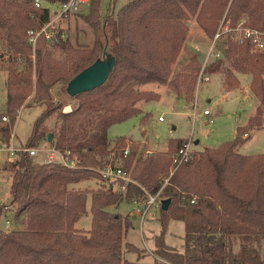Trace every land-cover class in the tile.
<instances>
[{
    "label": "trees",
    "instance_id": "obj_1",
    "mask_svg": "<svg viewBox=\"0 0 264 264\" xmlns=\"http://www.w3.org/2000/svg\"><path fill=\"white\" fill-rule=\"evenodd\" d=\"M34 1H8V20L0 9V38L15 53L6 89L7 113L15 121L35 91V98L46 108L35 120L26 148L53 134L52 144L70 152L78 164L75 168L40 164L27 154L11 164L13 218L21 220L22 228H0V264H264V155L238 151L248 131L262 125V106L246 127L239 128L236 139L199 152L170 177L169 163L137 158L134 148L123 158L125 138L116 139L112 147L108 137L113 125L142 113L141 102L161 99L157 92L141 90L144 85H166L178 99L193 102L202 71L197 54L187 51V63L180 72L172 71L186 49L190 16L212 39L226 23L235 27L245 21L246 26L264 32V0H133L115 16L105 17L101 0H91L87 22L95 33L94 49L100 55L106 50L116 63L103 86L75 97L79 105L70 113H63V104L53 103L52 87L60 82L68 85L101 57H88L92 52L88 46L75 49L62 42L56 46L66 50L68 58L57 69L47 60L45 39L40 38L33 49L28 32L40 30L52 17L51 9L38 8ZM48 1L60 5L69 0ZM220 46L223 58L214 60L204 74L223 75L228 91L240 87L239 75H250V89L263 105L264 50H254L250 43L239 45L229 37ZM19 63L26 65L25 72H17ZM57 111L59 124L52 131L46 121ZM0 134L9 138L8 129H0ZM184 143L177 141V150ZM119 159L133 180L126 193L105 185L98 172ZM159 174L169 179L164 187ZM92 180L102 181L103 187H76ZM162 188V201L170 200V207L160 209L163 229L154 239L153 262L142 263L141 250L125 242L132 221L110 209L144 191L156 194ZM89 198L92 226L84 231L76 224L88 215ZM172 219L184 224L181 250L165 241ZM131 253L138 255L135 261L126 258Z\"/></svg>",
    "mask_w": 264,
    "mask_h": 264
},
{
    "label": "rangeland",
    "instance_id": "obj_2",
    "mask_svg": "<svg viewBox=\"0 0 264 264\" xmlns=\"http://www.w3.org/2000/svg\"><path fill=\"white\" fill-rule=\"evenodd\" d=\"M10 0H0V9L5 20L10 18L11 12L7 10V2ZM38 0L34 1L36 4ZM44 7H50L53 12L57 10V4H50L48 0H39ZM99 1V0H97ZM133 0H101V16H115L117 11ZM90 13V5L80 9V11L70 14L67 18L59 23V26L68 33V46L82 49L88 46L93 54L100 55L94 49L95 33L87 22ZM189 33L186 39V49L180 53L177 62L173 65V73L180 72L182 67L187 63V51L197 54L202 68L205 66L206 58L213 44L212 38L208 37L201 29L196 19L190 16ZM228 36L224 35L218 41L215 52L220 51L221 43ZM49 53L47 60L58 69L66 62L68 52L56 45L47 44L46 49ZM221 52V51H220ZM222 53V52H221ZM11 56L15 53L10 49L5 39L0 38V129H8L9 138L0 134V139L6 143L14 142L16 147L24 148L26 142L31 135L35 120L45 110V106L35 98V91L32 96L27 99L24 106L19 110L15 121L7 113V85L11 75L12 67ZM102 57V55H100ZM223 58V54L221 56ZM220 59V58H219ZM34 60V59H33ZM214 58H210L207 65L209 66ZM206 65V66H207ZM17 72H25L26 65L19 63L16 65ZM202 72V71H201ZM34 80L36 81V64L33 65ZM208 78V80H206ZM240 87L235 90L228 91L224 85V77L221 74H204L199 76L195 98L193 102H186L184 99L180 101L175 93H173L166 85L157 83H149L141 87L144 91H154L161 95V99L156 101L141 102L139 107L142 110L140 115L134 116L122 123L113 125L108 131V137L114 146V141L118 138H125L126 148L137 149V158L144 160L149 158L161 159L162 163H169L170 175L172 172V158L177 151L176 142L183 140L184 142L192 140L193 156L190 162L194 161L197 154L208 149H216L222 144L236 139L239 128L246 127L250 119L255 116L256 111L262 106L263 118L262 125L248 131L249 137H244L243 144L238 148L242 155L256 156L264 155V104L253 94L250 89L251 76L239 75ZM67 84L60 82L54 85L50 91L55 105L63 104V113H70L79 105V101L75 97H70L67 93ZM196 103V113L194 104ZM208 110L210 116H205L204 111ZM57 113L55 112L47 121L46 125L49 130L58 128ZM8 117V122H4L2 118ZM164 121H160V118ZM53 139V134H52ZM199 141V144L196 142ZM49 150L56 148L52 144V140L41 141L37 146L32 147ZM125 148V149H126ZM60 151V150H59ZM24 154V153H22ZM21 154V155H22ZM48 154H41L39 157H30L36 163L44 164L48 161ZM18 157L11 158L9 153H0V211H1V229L8 219L6 214H10L12 219V227H20L21 220H15L14 213L16 207L12 205V197L10 194L12 184L11 164L20 159ZM9 156V157H8ZM124 165V164H123ZM185 166H182V170ZM131 175V172H129ZM170 175L168 177H170ZM163 174L158 175L163 186H166V180ZM86 188L98 189L103 187L100 180L85 181L81 183ZM81 187V189H86ZM79 189V188H78ZM163 200V199H162ZM170 207V206H169ZM118 214L129 217L133 227L130 229L126 241L134 244L141 250L142 263L153 262V250L155 248V236L162 232V225L159 221L160 209L151 210L144 224L141 226L140 218L135 215V204L133 201L124 200L116 209ZM83 221V222H82ZM81 222L86 223L87 218H83ZM90 227V226H89ZM12 229V228H11ZM11 231V230H10ZM185 228L180 221L170 220L166 229V244L181 250L184 245ZM130 261L138 258L137 254L126 255Z\"/></svg>",
    "mask_w": 264,
    "mask_h": 264
},
{
    "label": "built area",
    "instance_id": "obj_3",
    "mask_svg": "<svg viewBox=\"0 0 264 264\" xmlns=\"http://www.w3.org/2000/svg\"><path fill=\"white\" fill-rule=\"evenodd\" d=\"M91 0H69L64 4L57 5L56 11L53 10L51 19L46 22L40 30H30L28 32L29 44L33 49L37 47L40 38L45 39L47 44L57 45L68 40V33L65 29L59 26V23L70 16V14L80 11V9L88 7ZM36 7L44 8L42 3L38 0L36 2ZM49 8L50 7H46ZM228 36L232 41L239 45L245 43H250L254 50L263 51L264 50V32L252 29L246 26L245 21H241L237 26L233 27L229 23L225 25L222 24L219 32L216 34L213 44L210 48L209 54L205 61V66L202 68L201 75H204V69L208 66L207 63L210 58L219 59L222 56L220 51L215 52V47L222 36ZM207 65V66H206ZM208 80V78H206ZM194 110L196 113V103L194 104ZM205 116H210L208 110L204 111ZM4 122H8V117L4 116L2 118ZM160 121H164V118H160ZM193 142L192 140L186 141L178 150L175 152L172 158V176L181 166L186 164L192 159L193 156ZM9 153L10 156L18 157L24 153L29 154L30 157H39L41 154H48V161L44 164H58L68 168L77 167L78 161L76 157H73L70 152H61L57 148H51L49 150H44L41 148H24L16 147L11 140L10 143H6L3 139H0V153ZM123 158H127L130 155L129 148L124 150ZM23 155V154H22ZM21 155V156H22ZM123 160H117L115 164H106L103 168L98 169L99 174L104 180L105 185L112 186L117 191L126 193L127 184L132 183L130 173L124 169ZM169 179L166 180V185ZM162 189L156 194H151L148 191H144L141 196L135 197L132 201L135 204V215L140 218L141 226L144 224L148 214L151 210H158L162 208ZM195 201H192L194 203ZM11 222L8 220L6 222V230L10 231Z\"/></svg>",
    "mask_w": 264,
    "mask_h": 264
},
{
    "label": "water",
    "instance_id": "obj_4",
    "mask_svg": "<svg viewBox=\"0 0 264 264\" xmlns=\"http://www.w3.org/2000/svg\"><path fill=\"white\" fill-rule=\"evenodd\" d=\"M116 60L114 56L106 50L102 52V57L96 60L81 73L76 75L67 85V93L70 97L94 91L103 86L114 71ZM48 140H52V134H49ZM198 144V142H197ZM171 201H162V210L168 211Z\"/></svg>",
    "mask_w": 264,
    "mask_h": 264
},
{
    "label": "crops",
    "instance_id": "obj_5",
    "mask_svg": "<svg viewBox=\"0 0 264 264\" xmlns=\"http://www.w3.org/2000/svg\"><path fill=\"white\" fill-rule=\"evenodd\" d=\"M180 100V99H179ZM180 101H182V100H180ZM198 142V144H199V141H197ZM197 142H196V144H197ZM14 143V142H13ZM9 157V156H8ZM11 158H14L13 156L11 157ZM15 159V158H14ZM77 188H81V187H87V186H84V185H82V184H79V185H77L76 186ZM87 209H88V215L86 216V218H87V221H86V223L85 224H83L82 222V220H83V218H85V217H83L77 224H76V228L77 229H80V230H84V231H89L90 229H91V226H92V216H91V214H90V210H91V198H89L88 199V202H87ZM116 209L117 208H111L110 209V211L111 212H114V213H117L116 212ZM10 214L8 213V214H6L5 215V217L6 216H8L6 219H8L9 221L12 219V216H9ZM82 221V222H81ZM11 222V221H10ZM90 226V227H89ZM0 227H2L1 226V222H0ZM10 227L12 228V229H10V230H13L14 228L12 227V222H11V224H10ZM4 228H5V230H6V225L4 226ZM7 231V230H6ZM140 249V248H139Z\"/></svg>",
    "mask_w": 264,
    "mask_h": 264
}]
</instances>
